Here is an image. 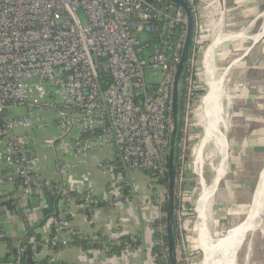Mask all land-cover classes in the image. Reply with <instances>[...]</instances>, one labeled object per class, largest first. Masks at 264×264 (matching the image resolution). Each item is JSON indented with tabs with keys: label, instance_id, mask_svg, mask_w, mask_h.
<instances>
[{
	"label": "built area",
	"instance_id": "built-area-1",
	"mask_svg": "<svg viewBox=\"0 0 264 264\" xmlns=\"http://www.w3.org/2000/svg\"><path fill=\"white\" fill-rule=\"evenodd\" d=\"M182 1L190 8L193 29L177 82L188 18L170 0H0V188L17 185L23 196L39 189L54 200L52 253L42 264H61L58 251L77 243L99 245L108 255L109 240L72 227L70 203L79 201L92 212L102 205L132 203L134 195L116 180L108 195L97 197L88 186L80 197L63 183L43 178L32 150L37 132L55 129L57 135L45 146L67 141L83 159L95 149L113 148L115 158L100 162V170L114 176L143 172L149 177L150 201L160 209L168 201L175 90L177 170L188 157L192 122L207 91L200 76L206 34L214 29L210 12L222 2L226 6V0ZM12 110L23 113L12 117ZM84 179L89 181V173ZM166 218L150 225L160 264L170 261ZM1 227L0 220V240L5 238ZM27 249L5 264H28Z\"/></svg>",
	"mask_w": 264,
	"mask_h": 264
},
{
	"label": "crops",
	"instance_id": "crops-1",
	"mask_svg": "<svg viewBox=\"0 0 264 264\" xmlns=\"http://www.w3.org/2000/svg\"><path fill=\"white\" fill-rule=\"evenodd\" d=\"M56 135L57 131L49 128L37 132L33 139L32 150L40 158L43 178L63 183L80 197L88 186L97 197L108 195L111 184L116 180L125 187L122 189L125 193L130 191L134 195L132 203L102 205L92 212L82 209L79 201L71 202L72 227L87 237L106 238L112 243V249L104 255L97 245L72 244L58 251V262L160 264L154 254L156 235L150 225L158 223L161 210L150 201L145 175L131 171L114 176L100 170V162L115 158V150L111 147L95 149L87 159L76 156L67 141L57 143L54 148L46 147L44 142ZM88 173L89 181H86L84 176ZM0 202L1 230L5 234V238L0 240V263L16 260L22 247H29L31 259L28 264L44 263L52 253L48 243L54 229V200L43 190L36 189L29 196H23L17 185H6L0 188ZM131 237H135L136 241H132Z\"/></svg>",
	"mask_w": 264,
	"mask_h": 264
},
{
	"label": "rangeland",
	"instance_id": "rangeland-1",
	"mask_svg": "<svg viewBox=\"0 0 264 264\" xmlns=\"http://www.w3.org/2000/svg\"><path fill=\"white\" fill-rule=\"evenodd\" d=\"M225 7L226 35L245 33L251 37L261 33L264 26V19L261 17L264 13V0H226ZM217 12L219 14V11ZM81 19L85 24L86 18L83 14ZM206 36V45L216 37L212 32ZM228 46L233 53L228 54L227 59H222L218 69L223 70L232 61L239 62L229 73L228 92L232 97L231 131L228 136L230 171L216 196L220 209L211 211L212 221L209 226L211 232L217 235L227 233L235 224L245 219L264 167V36L256 45L249 39H243ZM159 78L150 77L151 80ZM200 78L203 81L202 74ZM204 87L207 90L205 83ZM22 113L23 110H12L11 116H19ZM190 131L192 138L187 146L188 157L177 169L175 183L177 264H202L204 260L195 230L198 222L195 202L201 193V187L200 177L193 170L192 149L203 135L196 119L192 122ZM143 174L148 182L149 177ZM207 178L211 179L212 174ZM167 203L168 201L163 204V209H160L161 213L164 212L160 217L167 216ZM257 223L258 229L249 233L239 254L238 264H264V213L262 218L260 216L257 219Z\"/></svg>",
	"mask_w": 264,
	"mask_h": 264
},
{
	"label": "bare ground",
	"instance_id": "bare-ground-1",
	"mask_svg": "<svg viewBox=\"0 0 264 264\" xmlns=\"http://www.w3.org/2000/svg\"><path fill=\"white\" fill-rule=\"evenodd\" d=\"M224 8L225 5L222 2L217 10L210 12L215 19L212 33L216 37L206 47L202 57V77L207 91L197 110L196 120L203 130V135L192 149L193 170L200 177L201 187V193L195 202V211L198 214L195 230L199 237L197 238L198 247L204 253L202 264H238L239 254L249 233L258 229L257 219L260 216L262 218L264 213L263 168L260 183L252 197L245 219L235 224L223 235L213 234L209 227L212 221L211 211L216 208L220 209L216 196L230 171L228 136L231 131L232 97L228 92L229 73L239 61L230 62L223 70H219L218 65L223 58L227 59V55L233 53L228 45L236 44L243 39H249L254 45L264 36V26L261 33L256 36L250 37L245 33L234 36L226 35L224 33ZM261 17L264 19V13ZM210 173L212 178L208 179Z\"/></svg>",
	"mask_w": 264,
	"mask_h": 264
},
{
	"label": "water",
	"instance_id": "water-1",
	"mask_svg": "<svg viewBox=\"0 0 264 264\" xmlns=\"http://www.w3.org/2000/svg\"><path fill=\"white\" fill-rule=\"evenodd\" d=\"M175 4L182 7L188 18V36L186 40L185 49L183 52V57L181 60V64L179 67L177 82L182 75L184 68L188 59V51L191 42V35L193 29V21L192 14L189 6L182 0H170ZM256 45V44H255ZM179 129V93L178 88L176 87L174 94V104H173V131L171 135V148L168 162V203H167V237H168V245H169V253H170V262L171 264H177V246L176 239L174 235V224H175V183H176V142L178 136ZM263 171V170H262ZM262 174V172H261ZM261 174L259 176L258 183L256 185L254 193H256L258 185L260 183Z\"/></svg>",
	"mask_w": 264,
	"mask_h": 264
},
{
	"label": "trees",
	"instance_id": "trees-1",
	"mask_svg": "<svg viewBox=\"0 0 264 264\" xmlns=\"http://www.w3.org/2000/svg\"><path fill=\"white\" fill-rule=\"evenodd\" d=\"M169 181V180H168ZM165 209H167V207L165 206ZM163 222L164 223H167V219H164L163 220ZM178 233H177V226H175V224H174V235H175V239H176V241H177V235ZM167 240V242H168V238L166 239ZM92 246H96V245H92ZM91 247V246H90ZM96 247H98L99 248V245H97ZM157 252H158V250H157V247H154V254H155V257L157 256ZM26 256L28 257H30V250H29V247H28V249H27V252H26ZM29 257H28V259H29ZM157 261V260H156Z\"/></svg>",
	"mask_w": 264,
	"mask_h": 264
}]
</instances>
